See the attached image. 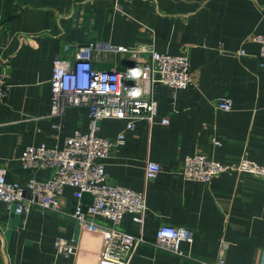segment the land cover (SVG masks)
<instances>
[{"label": "crops", "instance_id": "crops-1", "mask_svg": "<svg viewBox=\"0 0 264 264\" xmlns=\"http://www.w3.org/2000/svg\"><path fill=\"white\" fill-rule=\"evenodd\" d=\"M0 0V75L8 95L0 104V167L6 180L23 183L45 179L47 169L21 165L27 145H63L67 136L88 129L87 109L50 110L53 59L71 58L65 44L93 42L99 47L92 65L101 70L127 69L148 59L141 47L167 54L187 52L192 81L183 89L161 83L151 88L157 101V122L139 119L125 130L123 119H103L97 135L125 141L105 159L111 183L146 193L142 224L125 214L118 227L146 242L137 245L128 264H200L213 262L221 241L227 243L225 264H260L264 251V182L248 174L224 172L210 183L185 180L180 168L186 155L204 154L235 163L244 154L264 165V71L252 35L264 33V0ZM243 50L245 54L239 55ZM227 96L232 108H215ZM168 119L167 124L158 122ZM56 125L58 127H53ZM212 138L220 142L212 143ZM146 161L159 164L151 181L144 178ZM61 212L34 208L17 214L0 201V243L8 264H114L102 259L103 238L79 228L71 217L72 189L64 187ZM90 197L84 196V202ZM96 222L110 225L102 217ZM161 224L185 226L193 241L180 243L184 256L156 249ZM57 237L74 238L70 256L58 254ZM0 247V264H3Z\"/></svg>", "mask_w": 264, "mask_h": 264}, {"label": "built area", "instance_id": "built-area-1", "mask_svg": "<svg viewBox=\"0 0 264 264\" xmlns=\"http://www.w3.org/2000/svg\"><path fill=\"white\" fill-rule=\"evenodd\" d=\"M118 9V0H113ZM250 40L259 45L257 54L259 65L264 71V33H257ZM99 47L126 51L122 47L85 44H65V51H72L71 58L56 56L52 63L50 77V110L57 115L67 107L83 106L87 109L88 129L75 131L67 136L61 147L45 144L27 145L20 155L24 169L32 171L47 169L51 175L45 179L30 177L23 183L6 180V170L0 167V201L12 207L17 214L27 213L34 208L61 212L59 198L64 187L72 189L75 206L71 212L76 225L84 230L100 234L103 238L102 259L114 264H128L133 253L146 239L118 227L123 216L128 214L133 222L142 224L146 215V193L111 183L105 171V159L113 147L123 145L124 132L114 138L97 135L99 122L103 119H123L125 130H132L139 119L148 123L157 122V101L151 96V88L161 83L172 89H183L191 81L190 61L187 52L167 54L150 47L138 51L148 52V59L135 61L127 69L101 70L92 65V52ZM239 55L245 54L243 50ZM8 84L0 75V104L8 95ZM215 108L229 111L232 100L227 96L218 97ZM158 122L167 124L166 117ZM53 127H58L53 125ZM214 145L220 142L212 138ZM160 166L154 161H146L144 178L154 180ZM224 172L248 174L264 182V165L242 155L235 163H223L204 154L186 155L180 168L185 180L208 184ZM90 197L84 202V196ZM96 217H102L110 225H101ZM1 237V235H0ZM193 241V231L185 226L161 224L150 242L156 249L184 256L180 243ZM3 264H8L4 243H0ZM54 247L58 254L70 256L76 252L74 238L57 237ZM227 243L219 244L218 257L213 262L199 260L200 264H225L224 254ZM260 264H264V251Z\"/></svg>", "mask_w": 264, "mask_h": 264}]
</instances>
